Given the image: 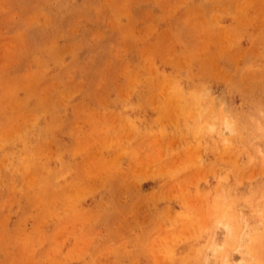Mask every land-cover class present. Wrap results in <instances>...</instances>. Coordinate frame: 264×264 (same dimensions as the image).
Masks as SVG:
<instances>
[{
    "label": "rangeland",
    "instance_id": "obj_1",
    "mask_svg": "<svg viewBox=\"0 0 264 264\" xmlns=\"http://www.w3.org/2000/svg\"><path fill=\"white\" fill-rule=\"evenodd\" d=\"M0 264H264V0H0Z\"/></svg>",
    "mask_w": 264,
    "mask_h": 264
},
{
    "label": "bare ground",
    "instance_id": "obj_2",
    "mask_svg": "<svg viewBox=\"0 0 264 264\" xmlns=\"http://www.w3.org/2000/svg\"><path fill=\"white\" fill-rule=\"evenodd\" d=\"M225 126H226V128H228V124H227V123H226V125H225Z\"/></svg>",
    "mask_w": 264,
    "mask_h": 264
}]
</instances>
